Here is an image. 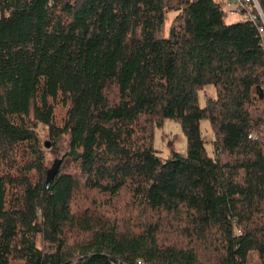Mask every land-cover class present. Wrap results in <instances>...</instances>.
Here are the masks:
<instances>
[{
    "label": "trees",
    "instance_id": "1",
    "mask_svg": "<svg viewBox=\"0 0 264 264\" xmlns=\"http://www.w3.org/2000/svg\"><path fill=\"white\" fill-rule=\"evenodd\" d=\"M225 16L222 0H0V264L261 257L264 36ZM165 119L186 152L162 159ZM39 125L68 138L48 188Z\"/></svg>",
    "mask_w": 264,
    "mask_h": 264
},
{
    "label": "rangeland",
    "instance_id": "2",
    "mask_svg": "<svg viewBox=\"0 0 264 264\" xmlns=\"http://www.w3.org/2000/svg\"><path fill=\"white\" fill-rule=\"evenodd\" d=\"M174 12H169L166 16V23H165V33L167 27L171 22V17H173ZM226 22H230L233 20L231 17H227ZM263 94V90H261ZM215 88L213 85H206L202 90L199 91L198 95V102L199 105L203 106L205 104V100L208 97H215ZM201 131L202 137L206 140V148L208 153L211 154L213 150L212 140L214 135L210 129L209 123L207 120L201 121ZM38 132L41 136L42 142L44 143L45 140H49L47 136L46 127L42 125L38 126ZM255 134L256 137L258 136L257 133L252 132ZM251 136V135H250ZM68 138L63 136L60 140V143H57L56 146L47 148L46 152V164L48 167H51L52 163L58 159L61 155V151L66 148ZM51 142V141H50ZM153 147L158 151V154L162 159H167L172 151H177L180 153L186 152V139L184 133L181 130L180 124L177 121L172 119H165L160 127H155L153 131V140H152ZM38 241L37 243L43 247V240L40 236H37ZM46 246V244H44Z\"/></svg>",
    "mask_w": 264,
    "mask_h": 264
},
{
    "label": "built area",
    "instance_id": "3",
    "mask_svg": "<svg viewBox=\"0 0 264 264\" xmlns=\"http://www.w3.org/2000/svg\"><path fill=\"white\" fill-rule=\"evenodd\" d=\"M225 19L231 17L235 22L238 20H250L255 22L257 19L261 21L259 32L261 36H264V13L261 9L258 0H222ZM264 48V45H263ZM250 137L256 138L255 134H251ZM253 264H264V253L261 255H254Z\"/></svg>",
    "mask_w": 264,
    "mask_h": 264
},
{
    "label": "water",
    "instance_id": "4",
    "mask_svg": "<svg viewBox=\"0 0 264 264\" xmlns=\"http://www.w3.org/2000/svg\"><path fill=\"white\" fill-rule=\"evenodd\" d=\"M261 96H262V92H260ZM44 146L45 148H50L51 146V142L49 140H45L44 141ZM60 159H56L51 167L47 170V176H46V180H45V183H46V188H48L49 184L51 183L53 177H54V174L56 173L57 171V168L58 166L60 165Z\"/></svg>",
    "mask_w": 264,
    "mask_h": 264
}]
</instances>
